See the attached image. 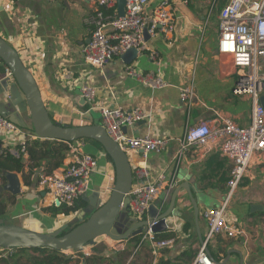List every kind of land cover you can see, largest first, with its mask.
Here are the masks:
<instances>
[{"label": "crops", "instance_id": "obj_1", "mask_svg": "<svg viewBox=\"0 0 264 264\" xmlns=\"http://www.w3.org/2000/svg\"><path fill=\"white\" fill-rule=\"evenodd\" d=\"M174 1L177 19L172 42L163 36L146 35L150 47L158 51L157 59L141 53L130 64L120 57L97 69L86 64L81 52L93 29L91 18L95 10L88 0H0V37L20 53L33 73L54 121L73 126L98 121L101 125L100 113L89 110L82 100L81 89L88 84L96 88L99 105L127 110L140 107L148 114L145 121L126 129L129 135L150 134L172 139L166 151L132 154V159L134 166L142 164L147 168L148 181L155 182L160 175L173 180V187L164 189L154 202L167 210L176 195L173 214L166 219L167 229L155 233L158 239H170L173 243L154 253L147 242L136 252L138 243L129 239L125 250L114 252L109 241L101 240L90 247L93 254L89 258L96 255V247L104 259L87 258L83 264H193L204 243L218 262L264 264V151L254 156L243 182L229 201L228 220L243 231L236 238L216 236L208 240L204 216L207 208L218 207L227 198L232 162L215 147L209 151L194 147L179 164L174 160L177 139L183 136L189 122L205 121L215 126L221 118L230 117L239 126L248 127L252 120V98L234 94L235 68L217 51L218 15L223 0H190L188 4ZM158 2L153 0L149 9ZM128 66L141 73L161 74L167 86L152 88L136 81L127 75ZM189 84H194L195 99L188 111L180 94ZM17 92L14 78L6 75V65L0 60V107L18 121L23 132L19 139H41L35 134L29 110L17 100ZM7 139L10 144H18L12 135ZM5 144L0 133V153ZM67 144L70 151L54 173H60L79 153L85 152L98 159L86 197L93 199L96 190L108 183L115 184V167L103 148L85 139ZM26 159L27 156L25 163ZM41 172L42 169L36 171L30 185L24 180V175L29 173L28 165L23 172L16 173L21 192L18 195L9 191L2 193L8 202L3 218L7 223L37 232H58L83 217L81 211L89 203L83 198L84 206L77 212L57 213L61 205L38 186ZM190 197L198 203V213ZM253 206L260 209H252ZM64 254L73 259L72 264L84 261L82 253ZM110 254L114 256L106 262ZM43 256L30 249H19L15 257L0 264H35Z\"/></svg>", "mask_w": 264, "mask_h": 264}, {"label": "built area", "instance_id": "obj_2", "mask_svg": "<svg viewBox=\"0 0 264 264\" xmlns=\"http://www.w3.org/2000/svg\"><path fill=\"white\" fill-rule=\"evenodd\" d=\"M10 1V0H8ZM55 1V0H49ZM94 7L91 18L93 25L90 40L82 49L86 64L102 69L115 58H120L130 49H136L139 54L148 53L155 60L158 51L148 44L145 31L150 37H161L172 42L176 31V14L174 0H159L158 4L149 9L153 0H125V14L118 12L119 0H88ZM188 4L190 0H180ZM217 1V0H215ZM219 37L218 54L230 61L235 68L236 83L233 92L236 95L247 94L252 98L251 124L248 127L239 126L232 118L223 117L215 126L210 122L188 123L182 137L177 139L178 150L174 160L179 164L191 148L197 147L207 151L218 148L232 162L228 180V194L218 207L207 208L204 216L208 225V237L226 236L236 238L243 234L235 223L228 220L227 209L229 201L240 187L246 176L254 156L264 151V106L260 102L264 94V0H223L218 15ZM126 73L136 81L152 88H163L167 82L158 73H141L128 66ZM6 75L13 78L11 70L6 66ZM70 72L66 73V77ZM82 97L89 110H97L101 116V125L107 134L126 152L131 161L134 181L129 192V213L143 220L148 215L149 208L164 189L173 187V180H167L160 175L155 182L148 181L149 171L144 165L134 166L132 154L151 152L161 153L168 149L172 139L158 138L150 134L129 135L128 128H134L145 121L148 114L140 107L131 110L118 106L99 105L96 88L84 85ZM180 98L188 111L195 99L194 84L182 88ZM0 133L6 141L4 150L14 156L26 157L28 140L19 139L23 135L18 124L0 112ZM8 135L17 138L18 144H10ZM3 150V151H4ZM98 168V159L90 153H79L75 159L60 173L39 175L38 186L45 193L54 197L62 206L76 207L79 201L86 197L91 189V178ZM113 186L108 183L98 189L101 203L106 202ZM109 246L116 252L126 248L128 240H113L109 238ZM149 242L153 252L173 243V240L158 239L149 229L143 233L138 242L137 250ZM19 248H0V263L16 256ZM81 259L85 262L92 256L91 248L85 247ZM193 264H216L208 254L204 243Z\"/></svg>", "mask_w": 264, "mask_h": 264}, {"label": "water", "instance_id": "obj_3", "mask_svg": "<svg viewBox=\"0 0 264 264\" xmlns=\"http://www.w3.org/2000/svg\"><path fill=\"white\" fill-rule=\"evenodd\" d=\"M125 0H119V14H125ZM147 30L145 35H147ZM148 36V35H147ZM136 49H130L122 59L130 64L138 57ZM0 60L11 70L17 84V100L25 104L30 112V120L35 134L43 140H57L66 143L88 139L98 142L113 161L116 179L109 199L101 203L98 192L93 199L84 197L89 204L81 211L80 223L72 229L60 234L68 228L62 227L58 232H37L19 225L7 223L0 219V248H49L63 253L82 252L85 247L95 245L96 240L108 236L113 240H129L151 229L158 233L167 229L166 219L173 214L176 195L167 210H162L152 204L148 216L143 220L133 218L128 210L134 181L131 161L126 152L106 132L105 128L95 121L86 125H64L53 120L44 103L39 85L20 53L4 38L0 37ZM83 102L85 99L82 97ZM264 106V94L260 98ZM0 112L18 123L16 118L0 107ZM100 116V114H98ZM142 154L143 151H140ZM7 182L0 185V193L9 191L13 195L21 192V185L16 173L6 174ZM193 199L192 197H190ZM193 205L198 213V203L193 199ZM59 204V203H58ZM252 209H260L253 206ZM209 256L216 261L208 251Z\"/></svg>", "mask_w": 264, "mask_h": 264}, {"label": "trees", "instance_id": "obj_4", "mask_svg": "<svg viewBox=\"0 0 264 264\" xmlns=\"http://www.w3.org/2000/svg\"><path fill=\"white\" fill-rule=\"evenodd\" d=\"M91 141L101 148H103L98 142L94 140ZM70 151V147L66 142L57 141V140H41L34 139L29 140L27 142L26 147V156L27 163H25L24 157H17L13 154L9 153L7 150L0 153V185L5 184L7 182L6 174L7 173H21L24 171L26 165L29 167V173L24 175V180L27 185H30L33 180V175L36 174L38 169H42L41 173L44 174H53L56 169L62 166L64 159L66 158V154ZM110 158V156H108ZM111 159V158H110ZM38 174V180L39 175ZM82 206H84L83 200L79 201L76 207H59L57 213H65L69 214L71 212H77ZM8 209V202L3 199V194L0 193V219H4L6 212ZM76 221V220H75ZM80 221V220H78ZM79 222L74 224H70L64 231L60 234L65 233L66 231L72 229L77 226ZM157 235V234H156ZM159 238V237H158ZM137 243L140 241V237L132 238ZM162 239V238H160ZM166 240V239H162ZM20 250H33L35 252H40L44 256L41 259H37L35 264H72L73 259L68 257L66 254L56 251L49 248H19ZM105 248L102 249V251ZM96 255L93 256L94 261H102L104 258L99 256L100 251L96 248L94 250ZM195 260V259H194Z\"/></svg>", "mask_w": 264, "mask_h": 264}, {"label": "rangeland", "instance_id": "obj_5", "mask_svg": "<svg viewBox=\"0 0 264 264\" xmlns=\"http://www.w3.org/2000/svg\"><path fill=\"white\" fill-rule=\"evenodd\" d=\"M76 222H79V223H80V221L76 220V221L72 222V224H74V223H76ZM79 223H78V224H79ZM68 228H69V227H68ZM101 240H105L106 242H108L109 237H108V236H103V237L98 238V239L96 240V244H98V242H101ZM105 241H102L101 244H105ZM91 246H95V245H89V246H87V248H90ZM93 248H94V247H93ZM95 249H96V247H95ZM95 249H94V250H95ZM112 251H113V250H112ZM114 252H115V251H114ZM113 256H114V255L110 254V256L107 257L108 260H106V262H109V259H110L111 257H113Z\"/></svg>", "mask_w": 264, "mask_h": 264}]
</instances>
